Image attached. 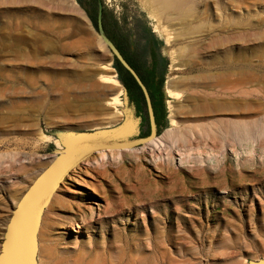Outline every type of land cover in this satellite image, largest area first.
<instances>
[{"label":"rangeland","instance_id":"rangeland-1","mask_svg":"<svg viewBox=\"0 0 264 264\" xmlns=\"http://www.w3.org/2000/svg\"><path fill=\"white\" fill-rule=\"evenodd\" d=\"M100 2L122 30L139 24L162 40L165 122L152 141L98 151L66 175L41 216L37 264L263 257L264 0H185L177 16L154 0ZM181 49L191 55L176 58ZM221 72L223 87L194 80L167 91L185 75ZM121 94L112 56L75 0H0V237L59 148L53 132L117 123ZM208 97L226 106L197 111Z\"/></svg>","mask_w":264,"mask_h":264},{"label":"water","instance_id":"water-1","mask_svg":"<svg viewBox=\"0 0 264 264\" xmlns=\"http://www.w3.org/2000/svg\"><path fill=\"white\" fill-rule=\"evenodd\" d=\"M97 2L95 31L100 42L122 65L138 85L145 104L148 133H139L140 117L135 115L122 85L121 119L111 125L89 130H56L53 135L59 148L47 164L32 178L11 207L0 237V264H37V232L44 208L66 175L82 160L98 152L130 149L150 142L156 136V124L150 97L136 72L124 60L105 35L101 24L102 5ZM244 264H264V256L248 259Z\"/></svg>","mask_w":264,"mask_h":264},{"label":"trees","instance_id":"trees-1","mask_svg":"<svg viewBox=\"0 0 264 264\" xmlns=\"http://www.w3.org/2000/svg\"><path fill=\"white\" fill-rule=\"evenodd\" d=\"M75 1L85 11L92 26L95 27L96 0ZM101 24L105 35L145 85L150 97L156 132H158L159 127L165 122V110L160 89L168 65L167 57L160 53L162 40L156 38L148 28L139 24H135L134 29L129 30V32L122 30L103 7L101 10ZM112 67L117 74V79L126 89L127 95L131 96L132 94L139 104V109H143L145 112L144 123L148 129L144 99L138 85L115 57H112Z\"/></svg>","mask_w":264,"mask_h":264},{"label":"bare ground","instance_id":"bare-ground-1","mask_svg":"<svg viewBox=\"0 0 264 264\" xmlns=\"http://www.w3.org/2000/svg\"><path fill=\"white\" fill-rule=\"evenodd\" d=\"M154 2H156L157 4H159V9L162 10L163 12L168 10L170 12V14H174L176 16L180 14V11L182 10L183 6H185V4H186L185 3V0H154ZM190 53H191L190 50L181 49V50H179V51L176 52V54H177L176 58L177 57L180 58V57H183L185 55L190 56L191 55ZM201 75L202 74H200V75H188V76L185 75V76L181 77V79L179 80V82L170 81V83H168V85H167V91L168 92H172V90H170L168 88L169 87L172 88L173 86L178 85L181 82H187L188 83V82H191V81H194V80L195 81L196 80H205V81L207 80L210 83H212L213 85H220L221 87H223L226 84L227 80H228L227 79L228 78L227 75L225 73H222V72H221V74L219 73L217 75H213V74L212 75H206V76H201ZM102 80L103 79H101V81ZM111 81L115 85L117 84V82L115 80L112 79ZM116 89L118 90V88H116ZM110 103L120 104V100L117 98V96H113L111 98V102ZM208 106H210V110H219V109H222V107H225L226 106L225 98L224 97H220V98H216V97L215 98H210V97H208V98H202V99L199 100L198 103H195V105H194V107H195V109L197 111L207 110L209 108ZM102 153L103 152L99 153V155L101 156ZM170 170H172V169H170ZM49 202H48V204H49ZM60 202L62 203L61 200L59 201L58 198H56L54 200L53 204L56 205V206H61V203Z\"/></svg>","mask_w":264,"mask_h":264},{"label":"flooded vegetation","instance_id":"flooded-vegetation-1","mask_svg":"<svg viewBox=\"0 0 264 264\" xmlns=\"http://www.w3.org/2000/svg\"><path fill=\"white\" fill-rule=\"evenodd\" d=\"M128 99H129V102L131 104H133V106H134V113H135V115H137V116L140 117V121H139V133H138L137 136L146 135L148 133V131L146 132L147 127H146V125L144 123L145 116L143 115V112L139 109V104L135 101V99L133 98L132 94H131V96L128 95ZM147 125H148V122H147Z\"/></svg>","mask_w":264,"mask_h":264}]
</instances>
